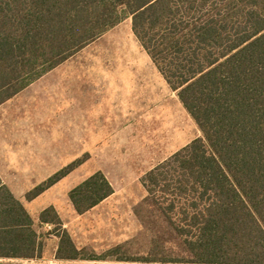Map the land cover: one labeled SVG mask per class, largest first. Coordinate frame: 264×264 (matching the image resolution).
Returning <instances> with one entry per match:
<instances>
[{
    "label": "trees",
    "instance_id": "trees-1",
    "mask_svg": "<svg viewBox=\"0 0 264 264\" xmlns=\"http://www.w3.org/2000/svg\"><path fill=\"white\" fill-rule=\"evenodd\" d=\"M126 17L202 132L143 178L180 249L148 263L264 264V0H0V106ZM113 194L97 172L69 196L84 214ZM34 226L0 176V258L41 259ZM58 254L79 259L69 235Z\"/></svg>",
    "mask_w": 264,
    "mask_h": 264
},
{
    "label": "rangeland",
    "instance_id": "rangeland-1",
    "mask_svg": "<svg viewBox=\"0 0 264 264\" xmlns=\"http://www.w3.org/2000/svg\"><path fill=\"white\" fill-rule=\"evenodd\" d=\"M200 137L126 17L0 106V176L43 243L41 259L0 258V264H164L148 260L175 257L180 249L147 202L143 178ZM73 164L69 175L28 200ZM97 172L114 194L78 214L70 192ZM66 234L79 259L59 258ZM63 254H71L68 246Z\"/></svg>",
    "mask_w": 264,
    "mask_h": 264
},
{
    "label": "crops",
    "instance_id": "crops-1",
    "mask_svg": "<svg viewBox=\"0 0 264 264\" xmlns=\"http://www.w3.org/2000/svg\"><path fill=\"white\" fill-rule=\"evenodd\" d=\"M149 55V54H148ZM151 58V57H150ZM152 60V59H151ZM153 62V61H152ZM159 71V70H158ZM160 73V72H159ZM161 74V73H160ZM163 77V76H162ZM164 78V77H163ZM166 81V80H165ZM173 91V90H172ZM3 180V179H2ZM4 182V180H3ZM5 183V182H4ZM11 191V190H10ZM12 192V191H11ZM13 193V192H12ZM14 195V194H13ZM17 199V198H16Z\"/></svg>",
    "mask_w": 264,
    "mask_h": 264
}]
</instances>
